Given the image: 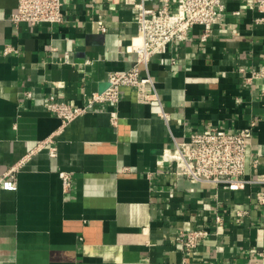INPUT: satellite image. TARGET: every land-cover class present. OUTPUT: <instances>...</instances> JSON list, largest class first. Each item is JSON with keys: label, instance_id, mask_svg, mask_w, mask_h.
<instances>
[{"label": "crops", "instance_id": "0c3cea01", "mask_svg": "<svg viewBox=\"0 0 264 264\" xmlns=\"http://www.w3.org/2000/svg\"><path fill=\"white\" fill-rule=\"evenodd\" d=\"M249 1L225 0L207 41L195 25L152 57L167 117L158 102H138L136 88L123 87L118 102L95 103L57 133L49 95L82 104L110 71L132 67L137 11L121 1L62 0V22L15 25L18 0H0V175L22 161L1 191L0 264L260 261L264 204L254 180L264 170V76L248 77L264 66V23ZM252 121L244 187L188 180L165 156L173 137L235 132ZM55 132V142L37 148ZM64 171L72 173L66 192ZM196 227L210 233L186 254L182 231Z\"/></svg>", "mask_w": 264, "mask_h": 264}, {"label": "built area", "instance_id": "2783aa9c", "mask_svg": "<svg viewBox=\"0 0 264 264\" xmlns=\"http://www.w3.org/2000/svg\"><path fill=\"white\" fill-rule=\"evenodd\" d=\"M132 6L137 11V32L127 46L129 51L136 53L135 63L128 69L112 70L107 77V85L103 89L87 93V99L82 104H72L64 99H58L54 93L48 97L47 106L61 119V127L66 126L79 115L86 113L95 103L118 102L123 87H135L137 101L141 103L158 102L161 114L168 113L164 109L156 80L151 74L149 63L153 56L165 50L172 41H185L195 25L201 27L199 39L207 41L213 34L215 25L221 23L226 15L225 0H159L158 7L149 5L150 0H113ZM249 7H256L261 12L258 22L264 23V0H250ZM10 20L13 24L28 22L60 23L64 20L62 0H18L17 10ZM105 29V26H102ZM9 47L7 48V50ZM246 71L245 68H242ZM264 76V66L260 69H250L249 79ZM30 95V91H28ZM118 113L111 111L112 120ZM256 121L242 127L238 131H223L212 127L210 131L191 132L181 138L173 137L172 145L165 150V156L173 162L178 176L196 182H214L230 189L244 187L247 180L243 177L246 169V153L253 137ZM53 133L39 140L37 148L51 145ZM57 147L50 146V153L56 154ZM22 161L12 165L0 175V201L3 185L16 178ZM255 182L262 188L257 192L256 199L264 204V170L258 173ZM72 184V173H62V186L66 192ZM217 221H222L217 216ZM210 233L206 227H196L183 230L180 245L186 254H191L198 248L201 240ZM247 264H251L248 262ZM257 264H264V249Z\"/></svg>", "mask_w": 264, "mask_h": 264}]
</instances>
